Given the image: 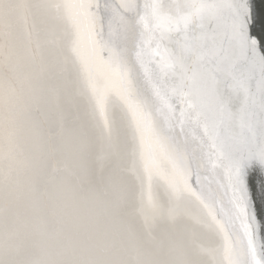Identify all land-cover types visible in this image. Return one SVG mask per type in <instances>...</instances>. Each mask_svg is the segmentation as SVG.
Masks as SVG:
<instances>
[{
	"label": "bare ground",
	"instance_id": "obj_1",
	"mask_svg": "<svg viewBox=\"0 0 264 264\" xmlns=\"http://www.w3.org/2000/svg\"><path fill=\"white\" fill-rule=\"evenodd\" d=\"M148 1L157 16V5ZM210 2L204 12L202 4L196 5L206 27L192 15L201 37L197 45H205L204 61L187 62L175 53L173 5H160L164 19H157L167 55L151 42H135L144 52L150 91L178 160V176L186 179V168L174 124L203 146L206 161L211 164L214 156L231 167L233 185L244 201L241 217L264 264V147L252 134L254 126L261 129L258 120L263 115L251 110L255 95L248 88L249 77L254 75L252 81L258 75L237 58L227 59L229 38L238 31L237 6L225 0ZM79 11L94 63L83 0ZM178 15L180 33L185 34ZM223 21L229 25L226 40ZM75 42L62 0H0V264H223L217 259L223 240L204 203L185 194L193 210H177L179 195L185 193L180 178H173L175 188L164 180L152 200L147 176L141 178L135 171L133 138L125 112L115 102L120 99L115 90H109L108 107L112 156L102 160V139L90 101L80 94L83 74L73 55ZM219 44H224L225 53L216 60ZM223 83L230 96L223 92ZM106 84L101 79V86ZM230 99L238 104L236 113ZM231 112L242 125L237 136ZM141 159L140 154L139 164ZM164 169L170 170L168 163ZM196 186L202 195H210L206 182L196 181ZM218 202L238 229L234 218L240 220L239 211L227 201ZM152 240L160 242V251ZM233 254L238 264L244 263L242 250Z\"/></svg>",
	"mask_w": 264,
	"mask_h": 264
},
{
	"label": "water",
	"instance_id": "obj_2",
	"mask_svg": "<svg viewBox=\"0 0 264 264\" xmlns=\"http://www.w3.org/2000/svg\"><path fill=\"white\" fill-rule=\"evenodd\" d=\"M62 1L65 7L66 24L72 28L76 38L75 45H73V55L78 58L84 76H82L81 82L84 87L80 89V94L87 96L90 101L91 117L100 139H102V160L107 161L112 156L111 122L108 116V107L112 100L109 97V90H115L120 98L115 102L124 110L126 123L133 138L132 149L135 171L141 178L147 176L152 200L156 199L158 186H165V181H168L167 184L170 187H177L173 179L177 176L178 179L180 178L185 192L184 195H179L180 198L177 196L180 201L177 210H193L194 203L185 194H190L189 196H194L200 200L199 202L204 203V211L208 215L210 223L220 233L224 244L222 251L218 252L217 259L222 260L223 264H238L234 259L233 252L234 250H242L245 253V261L242 264H261V258L256 250L255 237L246 228V223L242 219L244 217H241V212L243 216L244 211V201L237 187L233 185L231 167L224 163L222 159L214 156L211 164L206 161L209 158L206 157L203 146L194 138L183 136L179 125L174 124L172 126L173 131L177 133L183 146V162L186 168V179L183 180L178 176L176 169L178 160L175 153L170 149L168 136L159 122L160 118L158 112H156L158 110L150 91L151 83L147 78L148 70L144 62V52H141L143 49L137 48V41L140 42L142 39L144 43L151 42L153 48L161 55H167L160 37V25H157V19L159 21L164 19L161 9L169 7L167 5H173L172 17H174V22L172 30L174 29V32L172 42L175 53L177 56L181 55V57L184 55L187 62L193 59L198 63L201 60L204 61L205 45L203 44L201 47L197 45L198 41H201V37L197 35L196 28L193 27L192 15H197L198 20L200 19L199 22L206 27L203 23V13L196 5L202 4L204 12L207 10V8H204L211 3L210 0H153L158 8L157 16L154 15L152 4L148 0H83L95 46L94 63L91 60L85 21L82 12L79 11L80 0ZM225 1L235 6L243 5V0ZM246 3L248 12L251 15L246 35L241 33L238 25L237 34L235 33L229 38L227 32L228 21H223V39H231V47H227V59L237 58V62L247 67L250 72L255 71L258 75L257 79L255 77L252 81L251 76L254 78V75L249 77L248 88L255 95V99L251 103V110L256 111L255 113L258 116L263 115L258 120L261 129L254 126L252 134L259 144L264 147V68L260 65L251 64L249 57V40L255 43L259 56L264 57V0H246ZM105 4L110 5L111 9L107 10ZM160 5H163L161 9ZM236 8L238 9V7ZM179 12L184 22L185 34L180 33L181 28L177 24ZM134 26L136 32L138 31L135 34L133 33ZM135 40L137 41L135 42ZM185 48L188 51L184 52ZM178 49H181L179 54L177 53ZM216 49V53H219L216 58L218 60L225 53L224 44L217 45ZM173 65L175 64L173 63ZM101 79L106 81L107 88L101 86ZM222 89L226 93L224 83ZM226 95L230 96L229 93H226ZM230 102H233V113H236V108H239L238 104L234 103L235 101L232 99H230ZM205 113L207 117L209 114L207 111ZM233 113L231 112L230 117H233L232 120L234 119V132L237 136L242 132V125ZM178 117L181 118V113L178 114ZM206 117L202 115L201 119L203 118L204 123L210 127ZM210 148V153H213L211 145ZM140 154L141 164L137 161ZM205 161L210 165L207 164L208 166H206ZM167 163L170 170L164 169ZM236 169L240 174L241 168L236 166ZM163 170L166 171V176H170L169 179L163 175ZM156 175L158 178L155 177ZM196 181L206 182L210 195H202L197 189ZM165 188L167 189V187ZM178 191L177 188L176 192L178 193ZM218 200L227 201L230 207L234 206L236 211H239L240 220L234 218L235 224L239 227L238 229L234 227L231 218L228 219L227 217L226 219L221 208L222 204ZM172 203L174 204L173 200ZM152 242L154 248L160 251V242L153 240Z\"/></svg>",
	"mask_w": 264,
	"mask_h": 264
},
{
	"label": "snow or ice",
	"instance_id": "obj_3",
	"mask_svg": "<svg viewBox=\"0 0 264 264\" xmlns=\"http://www.w3.org/2000/svg\"><path fill=\"white\" fill-rule=\"evenodd\" d=\"M239 11L237 14V23L240 27L241 33L245 34L247 33L248 25L251 19V15L248 12L247 9V3L246 0H243V5L240 4L237 5ZM249 57H250V63L253 65H260L262 68H264V57H260L258 52L256 51V45L254 42H251L249 40Z\"/></svg>",
	"mask_w": 264,
	"mask_h": 264
}]
</instances>
